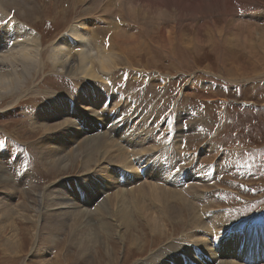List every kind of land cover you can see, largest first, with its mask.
<instances>
[{
    "label": "rangeland",
    "instance_id": "obj_1",
    "mask_svg": "<svg viewBox=\"0 0 264 264\" xmlns=\"http://www.w3.org/2000/svg\"><path fill=\"white\" fill-rule=\"evenodd\" d=\"M229 1L231 8L228 10L213 8L198 15L193 13L192 16L190 12L179 15L180 11L172 7L164 17L145 21L138 16H127L126 13L121 16L118 11L115 14L113 11L110 17L104 15L101 13V4L94 0H56L57 3L52 0H0V46H5L2 44L5 39L3 30L24 22L23 25L32 28L40 38L43 51L41 59L46 64L44 72L34 80L23 96L18 94L16 99L0 100V172L9 182H13V193L0 188V203L5 201L10 205L9 208H14L16 217L18 213H23L29 219H16L14 227L9 225L10 222L6 223L8 229L0 233V264H112V258L108 261L107 255L109 252L112 254L113 250L118 260L116 264H174L177 258L178 264H187L186 255L181 253L186 254V249L181 247V250L177 246L176 253L167 254V249L172 245L182 242L187 245V241L191 245L190 250L194 246L195 252L199 249L204 255L205 259L200 258V261L210 264L213 262L212 257L199 246L201 238L209 240L211 245L210 239H215L213 233L224 235L225 230L221 229L243 228L252 224L264 226V0ZM94 15L102 16L106 21H116V25L119 24L117 30L130 37L129 42H142L137 53L132 51L126 55L130 61L123 57L125 64L103 84L104 88L115 94L118 106L116 103L111 105L113 101H107L105 108L98 107L102 102L98 100L103 97L98 81L89 82L81 76L73 78L52 70L50 66L49 57L54 44L62 42V37L67 36L71 27L85 31V27L81 26L85 23L88 28H94V22L91 21ZM107 25L106 22V25L100 26L101 29L105 28L100 34L102 39L107 38V34L103 33L109 28ZM170 30L174 34L170 40L172 43L164 46L160 40L167 39L163 33ZM206 34L212 36V41ZM197 36L201 42L196 40ZM192 39H195L194 42ZM91 85H95L94 90ZM92 90L95 91L92 96L98 94L102 97L94 102L96 106H90L93 110L73 103L70 112H78L79 118L70 119L71 122L83 121L81 129L83 125L100 124L98 135L105 136L107 129L101 125V120L114 126L117 122H112L115 115L112 113L120 109L121 112L125 111L126 116L122 113L115 120L128 118L129 121L133 120L135 126L142 127L144 134L150 135L152 139L158 136L156 139L161 146L157 143V147L161 148L156 150L157 154L162 150L169 153L176 143V162H181L186 171L196 169L200 176L193 172V179L199 181V187L187 181L189 183L184 188H195V193L199 189L205 197H194L193 190L183 195L194 202L195 213L203 222L202 225H195L190 213H184L182 220L167 222L163 232L154 234L145 222L137 220L135 216L138 226L127 237L109 242L108 237L103 235L105 222L114 229V233L118 230L119 235H123L126 229L118 217L102 218L100 212L96 211L99 203L105 198L109 209L118 212L117 201L114 199L116 192H131L132 188L147 185L150 177L154 181L159 177H146L145 183L144 177H138L137 172L133 171L131 175H136L134 180H125L123 183L118 180L119 184H111L110 189H104L106 192L100 202L94 200L93 194L90 199L92 202L86 201V195L82 194L83 190L88 189L86 187L102 192L95 183L98 180L106 188L100 178L93 180L87 176L93 174L91 176L106 177V171L113 170L117 165L105 163L98 167L96 163L90 172L79 163L65 172L53 169L51 160L45 156V149H49V146H45L43 139L55 131L45 132L42 123L36 129L32 125L36 114L52 103L54 97L64 98L65 101H80L83 94ZM102 114L109 115L102 118ZM67 120L64 113V116L62 114L49 122V127ZM123 123L126 124L125 120ZM124 127L122 130L131 129ZM82 132L67 133L73 141H64L66 148L61 156L69 157L80 148L82 142L90 138ZM119 133L113 134L112 140L116 137L119 140ZM153 154L144 157L142 163ZM130 159L138 163L136 156L131 155ZM138 168L148 170V165H135V169ZM106 178L105 182L109 179ZM61 185L69 194L63 195L60 202L68 199L66 203L72 206L71 209L55 211L47 203L41 206L43 212L53 216L54 223H64L66 226L63 231L49 232L41 229L48 221L44 223L42 219H37L32 211H23L22 205L26 200L31 208L34 207L33 210L39 209L33 200L39 198L44 204L46 194L49 198L55 196L58 201V193L62 190L51 192ZM81 210L86 213L91 211L92 217L89 220L81 218ZM151 210L155 212L156 206L152 208L151 205ZM152 211L149 210L148 219L157 216L150 215ZM215 214L221 215L223 221L208 220L209 216ZM79 227L84 230V234L77 235L76 241L86 236L94 240L90 250L91 263L84 260L88 257L81 254L75 245L77 242L72 239V228ZM16 229L20 238L19 248L7 242V238L15 234ZM206 230L209 234L205 236ZM134 233L141 238L140 246H130ZM195 235L198 236L197 240L193 237ZM100 257L107 260L102 263L104 260L101 261ZM230 257L226 260L250 264L234 257V253ZM220 261L215 263L223 262ZM262 262L264 264V260Z\"/></svg>",
    "mask_w": 264,
    "mask_h": 264
},
{
    "label": "bare ground",
    "instance_id": "obj_2",
    "mask_svg": "<svg viewBox=\"0 0 264 264\" xmlns=\"http://www.w3.org/2000/svg\"><path fill=\"white\" fill-rule=\"evenodd\" d=\"M52 1L56 2V0H52ZM95 1H99V3L101 4L100 5L101 13L104 15H108L110 17L113 15V11L114 14L115 12L118 11L117 13H119L121 16H125L126 13L127 16H133V15L135 17L138 16L140 19L145 21L164 17L167 11H170L172 7L180 11L179 15L190 12L192 13V16L193 13L198 15L199 13H202L205 10L210 11L213 8H218V9L222 8L224 10H228L229 8H231V2L229 0H94V2ZM117 7H120V9L118 8L117 10ZM27 9H26V13H27ZM169 15L171 14L169 13ZM23 17L24 14L22 18ZM16 18L18 19V16ZM92 18H94L91 19V21L94 22V25L92 24L94 28H88L89 26L85 25V23H82L81 26L83 28L85 27L86 32L81 31L82 29L79 30L77 28L75 29V27H71L67 32V36L62 37L63 39L62 42H58L54 44L53 52H51V55L49 57V62H51L50 64L51 69L56 72H61V74L63 73L64 75L73 78H77L78 76H81L84 78L83 80L86 79L89 82L98 81V83L100 84L99 85L100 89L102 90L103 93V97L101 95H98L97 93H96L97 96H92V93L95 92L93 91L95 85H91L90 87H92L93 90L91 92L86 93V95L83 94V98H80V101L79 100L65 101L64 98L61 99L59 97H54L55 100L52 103H50L46 108H44L41 111V113L36 114V118L33 120L32 123L34 129H36L37 126L40 127L41 125L38 124L42 123V125L45 126L44 127L45 132L52 133L53 131H55L54 133L43 139V143L45 144V146L46 145L49 146V149H45V153H46L45 156L47 157V159L51 160L53 169L56 168L58 169V171L62 170L64 172L68 171L66 169H69L70 167H72L73 169L77 163H79L88 172H90V168L94 166L96 163L98 164L97 165L98 167H102L103 165H105V163H109V165H112L110 163L117 165L116 168H113V170L106 171L105 176L107 178L104 176H96V175L91 176L93 174L90 173H89L90 175L88 174L89 176L86 175L87 178L93 180H95L96 178H100L106 185L105 186L106 188H103V186L100 185L101 183H99L98 180H97L98 182L97 181L95 182L97 185H99V188L102 190V192H98V191L96 192L94 188L91 189L89 188L90 186L88 185L89 187H86L88 189L83 190L82 193L86 195L85 197L86 201H89L91 198H93V196H91L93 194L94 200L100 202L101 198H103L104 192H106L104 191V189H108L111 186V184L112 185L115 183L119 184L118 180L119 182L121 181L122 183L125 180L126 181L134 180L136 178V175L133 174L131 175V172L133 171L137 172L138 177L140 178L144 177L145 183L147 179L146 177L158 176L160 178L154 181V179L150 177L151 180L148 181L147 185H140L138 187L134 186L135 188H132L131 192H124L121 190L116 192L114 199L115 201H117L118 212L109 209L108 200L105 198L102 200L101 203H99V206L97 207L96 211L100 212L99 214L102 216V218L105 219V217L107 218L118 217L119 219L122 220L123 227L126 229L123 235L121 234L119 235L120 232L118 230L117 233H114V229L112 230L107 222L103 223V229H104L103 235L108 237L109 242L113 239H120L121 237L125 238V236L130 232H132L134 228H137L138 226L137 220L139 219L145 222V224L148 226L150 231L154 234L155 232H163V230L165 229L164 226L165 223L167 222L174 223L173 221L182 220L185 216L184 213H190L189 216L191 215V218L193 217L192 220H194L195 225H202L203 222L198 218L199 216L197 217V214L195 213L196 208L193 204L194 202L193 203L190 202L189 200H187L189 198L186 199L183 195L184 192L188 193L190 190H193L192 194L194 193V197L198 196V199H200L199 196L203 197V195L200 194L199 189L196 191V193L194 192L195 189L194 187L196 186L199 187V181L193 179V172H195V174H198L197 176H199V173L196 172V169H191L190 171L188 170L189 171L188 172L181 165L180 161H179L180 163L176 162L175 153L177 150L176 147L178 146L176 145V143L173 145L174 149L172 148L169 153H165V151L162 150L160 154H157L158 151L156 150L161 148V147H157V143L158 146L160 145V143L156 139L158 138V136L157 137L155 136V138L152 139L151 137H149L150 135L148 136L146 135V133L144 134L142 127L137 125V123H136L137 126H135L133 124V120L129 121L128 118L122 120H115L118 119L117 117L122 115V113L124 114V116H126L125 111L121 112L120 109L115 110L112 113L115 114L113 115L114 119H112V122L113 121L117 122L116 124H114V126H111L109 122L108 123L104 122L103 119L101 120V125H105L107 129L105 132L106 134L104 133L105 136L98 135V132L100 131V127H101L100 124H92L88 126L83 125L81 129V125L83 121L78 120V122L76 121L71 122L70 119L79 118L78 112L76 113L75 111H73V113L70 112L71 106L74 105L73 103H75V105L77 104V106L84 105V107L88 110H93V108H90V106H96L94 102L100 97H102V99L100 98V100L98 101H102V102L98 107L105 108L106 105H108L107 101H113L111 105H114L115 103L117 104L118 99H115V94L111 90L109 91L106 88H104L103 84L104 82H106L105 81L106 79L110 78V75L116 73L119 69H121L120 66L125 64L123 57H126L127 54H131L132 51L133 53L134 52L137 53V48H139L142 44V42L139 40H136V42L134 43L129 42L130 37L128 38L123 33V31L121 32L117 30L119 24L116 25V21H112V20L106 21L103 19L102 16L99 15H94ZM106 22L109 25V26L107 25L109 28L103 33L107 34V38L109 37L108 40H106L107 39L106 37L102 39V35H100L101 31L105 30V28L101 29L100 26L106 25ZM23 23L24 22L17 23L15 26L9 27L5 29V31L3 30L4 32L3 34H5L4 37L5 39L3 40L2 44H4L5 46L4 48L0 46L2 48L0 51L2 52V55H0V100L2 99L5 100L8 98L16 99L18 94H20L19 96L21 95L23 96L26 93L27 89L30 88V85H32L34 80H36V78H38L39 75L42 74L46 69V64H43V61L41 59V56H43L42 53L43 51L41 47L40 38L35 34L32 28L25 27ZM88 30L89 32H87ZM167 32L163 33L164 35L166 34L167 39L164 38V41L160 40L162 41L161 43H163L164 46L170 45L172 43V42L170 43V40H172L171 38L174 37V34L172 33L171 30ZM198 36L196 37L197 41H199ZM206 36L210 40L213 39L212 36H210L209 34H206ZM1 39L2 38L0 37V40ZM194 40L195 39H192V42H194ZM100 43H102L101 44L102 46L98 45ZM116 50H118V52H115ZM126 59L130 61L128 57H126ZM103 76H106V78H104ZM103 98L105 99L103 100ZM16 101H20V100H16ZM103 102H105V104ZM64 113H66L68 118L66 122H62V123L60 122L55 126L49 127L50 124L49 122L54 120L55 117L61 116L62 114L64 116ZM108 115L104 114L102 118L108 117ZM124 120L126 124L123 123ZM131 124H133L134 126ZM123 125H125L124 128L127 129L131 127V129L122 130ZM72 131H74L75 133H78L79 131H83L84 135L90 138L87 140L85 139L86 141L84 140L85 142H82L81 146H79L80 148L72 152L73 154H71L69 157L61 156V152H63L64 149L66 148L65 147L66 143L64 141L65 140L73 141L72 138H71L72 140L69 139L71 136L67 135V133H70ZM118 132H120L119 135L121 136L119 140H117L116 137ZM115 133H116L115 135L116 139L112 140L114 138V136L112 137V135ZM138 144H140V147ZM129 150H131L132 152H128ZM153 152L154 154L150 157V159L146 158L145 161L146 160L147 161L145 163H142V159L144 161V157H149V155L152 154ZM131 155L136 156L138 158V160L136 161L138 163H134V161L130 159ZM144 164L148 165V170L141 168L135 169V165L141 166ZM118 167L123 169H118ZM126 168L134 169V170H129ZM104 178L106 179L109 178V179L105 182ZM187 181L189 182L191 181L193 183V186L195 185L194 187H191L194 189L188 190L187 188H184V186L187 183H189ZM90 182L93 183V181ZM12 183L9 182L8 178L4 174L2 175V173L0 172L1 189H5L8 190V192L13 193ZM169 184L172 185V187ZM62 185L57 186L56 191L53 189V191L51 192V193L53 192L58 193L57 191L62 190L59 191L58 193L60 196L58 198V201L56 200L57 198H54L55 196H53V198L51 197L49 198L48 194H46L45 196L46 200L44 201V204L42 203V201L39 200V198L35 199V201L33 200V203H35L36 207L37 206L40 207V208L38 207L39 209L33 210L34 207L31 208L29 203L26 202V200L22 205L23 211L25 212L32 211L33 213H35V217L37 219L39 218L42 219V222L44 223L48 221L44 227L41 226V229L43 230H47L49 232H60L63 231L66 227L64 223H61V225H59L58 223H54L52 221L53 216L48 215L46 212H43L41 208V206H44L47 203V205L50 206V209H52V211L71 209L72 205L70 206V204L66 203L68 199H66V201L64 202H60V199L61 197H63V195L69 194L66 191L67 189L65 187H62ZM63 190L66 192H64ZM27 198L29 199V197ZM90 202L92 201L90 200ZM150 203L152 205V208L156 206L155 212L151 210ZM0 207H1L0 233H4V231H6L7 228L6 223L8 222H10L9 225L13 226L15 225L16 219H23L25 221H29L28 216L23 213L17 212L18 216L16 217V212H13L14 208H9L10 205H8L5 201H2L0 203ZM149 210L152 211L150 212V215H157L158 217L156 216V217H152V219H148L147 215L149 213ZM90 213H86L81 210L80 217L89 220V218L92 217L93 215V213L91 214ZM67 214L68 213H66V215ZM135 216L137 217L136 218L137 220L134 219ZM208 218L209 221H212V219L214 220L221 219V221H223L221 215L217 216V214H215V216L211 215ZM80 221L81 219H79V222ZM169 225L171 224H167V226ZM214 228L216 229V227ZM221 230H225L224 235L220 236L219 234L213 233L212 237H214L215 239L214 240L210 239L211 245L209 243V240L206 241L200 237L201 241L199 242V246L201 248H204L203 249L204 253L210 254V257H212L213 259L212 263H215L220 259L221 260L220 263L223 261L221 264H243L241 262H237L234 260L231 261L226 260L231 258L230 254L234 253V257H236L237 259H242L244 262L246 261L250 264L252 263L263 264L262 262L264 260L263 224H252L248 227H243V228L232 227ZM83 231L84 230H82L81 227L72 228L71 235L73 236L72 237L73 241L77 242L75 245L80 250L81 254L85 255V257L86 256L88 257L85 258L84 260L91 263L92 261L90 259L91 256L90 250L92 249L91 244L93 243L94 240L88 239L87 238L88 236H86V238H83L80 241H76L77 235H79L80 233L84 234ZM136 233L132 234L133 238L131 239L130 242L131 247H133V245L140 246L141 244L140 243L141 238H139L138 235H136ZM208 234L209 231L206 230L204 232V235L206 236ZM193 237L197 240L198 236L196 237L195 235ZM19 239H20L19 233L16 229V233L13 234L11 237L7 238V242H9V244H12L14 247H17L18 245H20ZM22 240L23 239L21 238L20 241ZM184 243L185 242H182V244L181 243L174 244L170 248L168 246L169 249H167V254L168 252L171 254L173 252L176 253L178 251L176 247L178 246L180 247V249L181 247L186 249L185 250L187 252L186 254L183 252L181 253L184 256L186 255L187 260L186 259L185 260L187 264H209L204 261H200V258L205 259V257L203 254H201V252H199V249L197 250V252H195L194 246L190 250L191 245H188V241L186 243L189 246L188 248H186L187 245H185ZM202 243L204 244L201 245ZM196 247L198 248V246ZM114 252L115 250H113L112 254L109 252L107 255L109 258L108 261H110V259L112 258L110 261L112 264H116L118 261L114 256ZM195 254H197L198 256L197 258H195ZM102 260H104L102 262L104 263L105 260L107 259L102 258L101 261ZM178 261L179 259L177 258L176 262L173 261L171 262H173L174 264H178ZM107 264H109V262Z\"/></svg>",
    "mask_w": 264,
    "mask_h": 264
}]
</instances>
